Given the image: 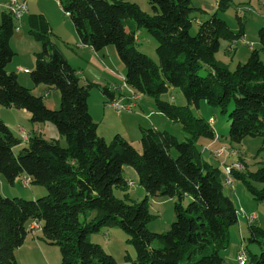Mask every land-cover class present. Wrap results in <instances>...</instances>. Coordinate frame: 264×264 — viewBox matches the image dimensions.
<instances>
[{"label":"trees","instance_id":"trees-1","mask_svg":"<svg viewBox=\"0 0 264 264\" xmlns=\"http://www.w3.org/2000/svg\"><path fill=\"white\" fill-rule=\"evenodd\" d=\"M59 2L81 44L95 52L115 47L125 66L126 85L153 98L157 111L179 123L187 138L179 142L167 131L143 129L140 152L122 135L116 134L110 142L100 137L89 110L90 90L95 86L111 98L110 89L82 85L64 54L58 48L50 52L51 31L44 16L30 15L29 33L43 46L31 80L36 86L47 85L60 92V109L50 110L43 97L34 95L19 83L16 73L6 70L15 54L10 41L18 21L10 11L2 12L0 105L29 113L34 124L53 123L67 146L40 134L28 137V145L15 154L22 140L0 119V176L11 185L25 176L29 183L48 190L38 200L6 198L0 192V264H17L14 252L24 244L32 222L40 225L46 244L59 247L60 264H118L90 239L102 228H118L130 237L136 264H226L223 253L230 245L229 229L238 224V209L224 193L222 169L202 157L200 140L213 141L216 133L209 122L194 115L193 108L199 110L203 101L219 108L231 121V143L264 138V62L260 57L264 26L258 32L260 50L253 49L247 62L231 71L216 54L222 39L234 43L244 36L243 29L234 34L213 15L192 35L195 8L191 0H148L152 15L131 0ZM231 6L232 0H220L218 9ZM140 28L155 40L159 64L137 49ZM204 68L207 75L202 76ZM171 88L181 91L186 106L161 100ZM125 167L136 171L138 184L147 193L141 203L114 195L115 188H128ZM235 178L244 181L253 200L264 201V165ZM149 197L176 200V220L168 232L148 230L152 219ZM187 198L190 202L185 206ZM249 229V241L264 247V229L255 224ZM245 253L251 263L264 264V253L260 257Z\"/></svg>","mask_w":264,"mask_h":264},{"label":"rangeland","instance_id":"rangeland-1","mask_svg":"<svg viewBox=\"0 0 264 264\" xmlns=\"http://www.w3.org/2000/svg\"><path fill=\"white\" fill-rule=\"evenodd\" d=\"M131 1L137 4L144 13L153 14L148 0ZM24 2L27 6V13L18 19L17 29L10 41L11 48L15 54L6 70L8 73H16L19 83L31 89L34 95L43 97L45 105L50 110L60 109V92L51 86H36L31 80L30 72L35 69L36 55L42 52L43 46L33 34L29 33L28 18L30 15L44 16L50 25V52L58 48L66 54L72 65L77 68L78 72H81L82 85L98 84L101 89L110 86V90L113 86H117L114 88L120 87L126 92V95L129 94L124 97L125 100L127 99L126 103H133L135 101L133 97L138 95L134 102L135 108L133 110L118 112L108 105V102H110L109 98L99 88L93 86L90 90L88 104L93 114V119L98 124L97 133L99 136L110 142L115 136V132L118 131L119 135L123 136L125 134L133 142L134 148L141 152V144L138 138L141 140L143 129L153 128V121L159 131L169 132L179 142L186 141L187 137L181 125L171 122L164 114L158 112L153 98L127 88L122 80L111 76L108 72L98 79V76L103 72L101 63L98 60L94 61L90 56V52L84 53L83 50H79L78 46H83H81V42L77 38L72 20L63 11L59 0H18L20 4ZM219 2L220 0H191L195 11L191 16L192 28L190 33L195 35L199 30V26L211 19L213 15H217L218 18L222 19L234 34H238L243 29L245 33L244 39L240 38L234 43L233 41L222 39L220 51L216 54V58L219 61L228 64L230 70L234 71L238 64L247 62L253 49L260 50L261 48L258 32L264 26V0H232V6L225 11H219ZM10 6L11 0H0V16L2 12L10 10ZM131 23L135 25L133 21ZM136 42V47L141 53L147 55L154 63L159 64L156 55L157 44L145 29L140 28L136 31ZM230 46H233V50L228 51ZM107 48L112 52V56L106 60L107 64L114 62L117 68L119 67L125 71V66L118 59L115 47L109 46ZM79 53L85 62L78 58ZM260 57L264 62L263 52L260 53ZM18 68L22 70L28 69L29 72L25 73L23 71L22 73ZM87 73L94 79L90 78ZM200 74L202 76L207 75L206 69H202ZM85 76L90 78L88 83L84 80ZM133 92L137 95L132 94ZM123 100L122 103H125ZM161 100L173 103L176 106L187 105V101L181 91L175 88H171L167 94L161 96ZM193 113L196 117L209 122L216 133L215 146L219 148L214 152L215 158L208 151L203 150V159L222 169L224 181L226 179L225 167L232 168L230 177L233 180V184L231 186L225 183L224 193L233 200L238 209L239 221L238 224L229 229L230 245L226 250L227 252L223 253V256L227 258L225 259L226 264H239L237 259L233 261L227 256L233 247L238 248V250L244 248L247 254L251 252L260 257L264 253V247L249 241L251 232L248 217L256 215L257 219L253 224L264 229V201L257 202L253 200L244 181L239 178L236 179L235 176L255 172L264 165V138H246L241 144L231 143L228 138L231 121L220 114L219 108L211 107L203 101L199 110L193 108ZM152 116L153 118H151ZM0 119L9 127L15 137L22 140V144L14 148L15 154H18L28 145L26 142L28 140L27 135L32 137L41 134L47 141H58L62 147L67 146L65 138L59 134L53 123L34 124L31 122L30 114L23 110L5 108L0 105ZM21 130L25 132L27 140L23 139ZM211 142V140L201 139L199 148H202L201 145L203 143ZM220 148H224L226 153V156L221 159L216 156V152ZM172 156H176L174 151ZM124 176L130 181L129 184L127 183V190L121 191L115 188L114 195L121 200H130L135 203L143 202L147 196L144 188L137 181L132 180L127 173ZM26 178L25 176H20L16 179L15 184L11 185L3 176H0L1 194L6 198H21L25 200H38L48 195V190L43 186H37L32 183H28L26 186L27 182H29V180H25ZM175 202V199L168 197L148 198V211L152 217L147 226L149 231L161 234L171 229L173 222L176 220ZM189 202L190 198H187L184 203L185 206ZM39 226L35 222L28 225V235L24 244L14 252L17 264H60L61 252L59 247L46 244L41 239L42 235L39 231ZM90 239L92 243L101 246L104 252L111 255L118 264H136L137 256L131 244V239L121 229L102 228L99 233L92 234ZM244 250L241 249V253L246 255ZM246 264L253 263L248 260Z\"/></svg>","mask_w":264,"mask_h":264},{"label":"crops","instance_id":"crops-1","mask_svg":"<svg viewBox=\"0 0 264 264\" xmlns=\"http://www.w3.org/2000/svg\"><path fill=\"white\" fill-rule=\"evenodd\" d=\"M25 3V2H24ZM77 34V33H76ZM64 35V34H63ZM244 35H245V33H244ZM78 36V35H77ZM78 39H79V37H77ZM241 39H244V36L241 38ZM80 41V40H79ZM81 46H83V47H80V46H78V48H80L79 50H83V52L85 53V52H90V56H91V58L95 61H100V65H101V68L103 69V72H101V75L100 76H98V79H100L105 73H109L111 76H113V77H116L117 79H120V80H122L123 81V83H124V80H123V78L125 77V71L124 70H121L119 67L117 68L116 67V64L113 62V63H109V65L107 64V62H106V60H108V57H111L112 56V52L108 49V48H105V49H103L102 51H100V52H95L92 48H90V47H88V46H85V45H82L81 44ZM60 50V49H59ZM229 50H233V48L232 49H229ZM61 51V50H60ZM63 52V51H62ZM63 54H64V56L66 57V59H67V61L70 63V65L73 67V68H75L73 65H72V63H71V61L69 60V58L66 56V54L63 52ZM78 58H80L81 60H83L84 62H85V60L83 59V57H81V54L79 53V55H78ZM88 64H91L90 62H87ZM19 69V68H18ZM26 69V68H25ZM76 70H77V68H75ZM20 70V69H19ZM26 70H28V69H26ZM23 73V72H22ZM80 73L81 72H78V74H79V76H80ZM88 74V73H87ZM89 75V74H88ZM89 77L90 78H92V79H94L93 77H91L90 75H89ZM90 78H88V77H86L85 76V78H84V80H85V82L86 83H88V81H89V79ZM98 81H100V80H98ZM125 84V83H124ZM114 87H117V86H113V88L110 90V93H111V98H109V100H110V102L112 101V99H120V100H123L124 99V97H127L128 95H126V92H124V90L122 89V88H114ZM108 88H110V86H108ZM126 88V87H125ZM127 88H129V87H127ZM134 93V92H133ZM123 101H125V103L127 102V99L125 100H123ZM110 102H108V105L110 106ZM89 110H90V106H89ZM90 114H91V116H92V118H94L93 117V114H92V112H91V110H90ZM151 118H153V116L151 117ZM171 122H173V121H171ZM152 126H153V128H155V129H157L158 130V128L155 126V124H154V122L152 121ZM116 133L117 134H119V132L118 131H116L115 132V134L114 135H116ZM125 138H126V140L127 141H129L130 142V144H132V146H133V142H131V140L129 139V138H127V136H125V134L123 135ZM101 137V136H100ZM114 137V136H113ZM103 138V137H102ZM139 139V143H140V138H138ZM138 141V140H137ZM202 146V148H200L201 149V153H202V157H203V150H206V151H208L214 158H215V155H214V152L216 151V149H218L219 147H217V146H215V140H213L211 143H203V145H201ZM134 147V146H133ZM209 163V162H208ZM212 165V164H211ZM216 167V166H215ZM125 173H127V175L130 177V178H132V180H135V181H137L138 182V175H137V173H136V171H134L133 169H131V168H129V167H125L124 168V174ZM126 179V178H125ZM126 181H127V183H129L130 181L129 180H127L126 179ZM238 248H235V247H233V249H231V251H230V253L229 254H227V256L230 258V259H232L233 261H235L236 260V258H237V254H238ZM227 252V251H226ZM224 258L225 259H227L225 256H224ZM225 262H226V260H225Z\"/></svg>","mask_w":264,"mask_h":264},{"label":"built area","instance_id":"built-area-1","mask_svg":"<svg viewBox=\"0 0 264 264\" xmlns=\"http://www.w3.org/2000/svg\"><path fill=\"white\" fill-rule=\"evenodd\" d=\"M23 8L24 7H22V4L18 3V0H11L10 10H8V11H10L13 14L14 18L18 21V19H20L23 16ZM20 71H22V72L24 71L25 73L29 72L28 70H22V69H20ZM132 94H136V93H132ZM137 98H138V95L134 96L133 100L136 101ZM112 101L113 102H112V104H110V106L118 112H127V111L133 110L135 108V103H134L135 101L133 103H122V100H119V99H113ZM216 153H217L216 156L220 159L222 157L226 156L224 148H220L219 150H217ZM225 169L227 170V178H228V182L230 184V179H231L230 173L232 171V168L225 167ZM27 185H28V183L26 184V186ZM256 219H257L256 215H251V222L256 221ZM251 222H250V224H251ZM39 231H40V229H39ZM236 259L238 260L239 264L248 263V261L243 260L242 254H241V249H239Z\"/></svg>","mask_w":264,"mask_h":264},{"label":"bare ground","instance_id":"bare-ground-1","mask_svg":"<svg viewBox=\"0 0 264 264\" xmlns=\"http://www.w3.org/2000/svg\"><path fill=\"white\" fill-rule=\"evenodd\" d=\"M22 7H24L23 8V15L25 14V13H27V6H26V4L25 3H22ZM112 102V101H111ZM21 134H22V137H23V139L24 140H26V134H25V132L24 131H21ZM226 170V169H225ZM225 181L226 182H224V183H226L227 185H231L232 186V184H233V180L232 179H230V184H229V182H228V178H227V170H226V179H225ZM27 183H29V182H27ZM130 183V182H129ZM128 183V184H129ZM133 183V182H132ZM248 220L251 222V217H248ZM254 223V221H252V224ZM39 228H40V226H39ZM242 254V258H243V260L244 261H248V259H247V256L244 254V253H241Z\"/></svg>","mask_w":264,"mask_h":264},{"label":"clouds","instance_id":"clouds-1","mask_svg":"<svg viewBox=\"0 0 264 264\" xmlns=\"http://www.w3.org/2000/svg\"><path fill=\"white\" fill-rule=\"evenodd\" d=\"M124 79H125V77H124ZM124 83H125V81H124ZM125 86L128 87V86L126 85V83H125ZM21 131H23V130H21ZM21 131H20V132H21ZM27 138H28V135H27Z\"/></svg>","mask_w":264,"mask_h":264}]
</instances>
